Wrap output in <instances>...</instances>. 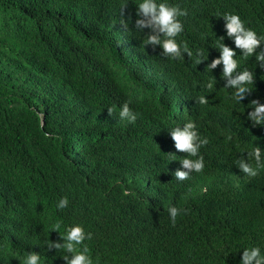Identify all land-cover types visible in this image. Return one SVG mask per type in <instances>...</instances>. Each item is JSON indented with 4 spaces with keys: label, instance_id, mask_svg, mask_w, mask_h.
Returning <instances> with one entry per match:
<instances>
[{
    "label": "trees",
    "instance_id": "trees-1",
    "mask_svg": "<svg viewBox=\"0 0 264 264\" xmlns=\"http://www.w3.org/2000/svg\"><path fill=\"white\" fill-rule=\"evenodd\" d=\"M142 2L0 0V264H25L31 251L40 264H66L47 244L75 224L91 233L93 264H241L252 247L264 255V168L255 177L238 168L254 147L264 152V124L247 119L252 100L264 104V68L235 47L222 18L238 15L264 37V0H156L187 13L176 40L193 55L179 59L145 45L149 29L135 28ZM220 37L237 71L253 72L240 102L223 64L207 67ZM197 51L207 58L198 65ZM126 101L135 122L120 118ZM189 121L208 141L205 167L180 181L187 154L170 131ZM171 206L181 209L174 225Z\"/></svg>",
    "mask_w": 264,
    "mask_h": 264
},
{
    "label": "clouds",
    "instance_id": "clouds-1",
    "mask_svg": "<svg viewBox=\"0 0 264 264\" xmlns=\"http://www.w3.org/2000/svg\"><path fill=\"white\" fill-rule=\"evenodd\" d=\"M127 4L123 5L120 10V26L127 30L129 27L130 17H125V8ZM187 13L182 11L178 6H170L166 2L157 3L156 0H143L137 8V19L135 20V28L139 31L149 29L145 45H151L153 48L159 45L163 51L162 55L179 59L182 58L183 53L187 56L193 55L192 51L184 43L182 46L176 40V37L183 31V25L178 20V17L184 16ZM225 20V28L227 35L234 40L235 47L241 50L245 57L255 55L257 62H260V67L264 68V50L256 52L255 50L260 46L264 37L257 36L256 32L244 26V22L238 15L225 14L222 17ZM221 43L220 56L218 59H213L207 65L211 70L217 65L223 64V78L227 81L224 87L235 89L234 98L240 102L244 100L247 94H250L253 89L248 87L254 84L253 72L244 69L237 71L239 64L234 58L235 51L225 46L222 43L223 37L219 38ZM196 65L202 63L203 53L197 51ZM207 87L211 89L213 83L209 82ZM199 103L207 104L208 100L201 96ZM130 101H126L121 106L119 113L121 119H127L129 122H135L137 114H135L129 107ZM251 104L254 110L248 113L247 119L252 121L254 125L264 124V104H260L257 100H252ZM113 109L108 108V114L111 116ZM171 139L174 141L175 149L178 152L187 154L186 157L179 161L183 170H176L174 176L176 179L183 181L189 178L190 173H200L204 170V157L200 155V148L208 143L207 139H201L196 131L195 123L189 121L183 127H175L170 131ZM170 156H175L173 153H167ZM264 152L259 147H254L252 152L247 153V158H241L238 161V168L242 173L249 177H255L259 174V170L264 168ZM193 157V158H189ZM174 160V159H173ZM170 160V161H173ZM252 160L255 161L253 166ZM68 199L61 198L57 204L58 209H64L68 206ZM171 222L173 225L176 222L177 216L181 209L171 206L168 209ZM61 223L57 222L53 225V231L58 232L61 228ZM92 238L91 233H85L84 228L80 224L68 226L66 228V235L61 237L63 243L53 242L48 240L47 247L49 249L64 250L68 255L63 257L66 264H93L90 249L84 244L85 240ZM83 245V247H78ZM25 264H40V255L36 252H29ZM241 264H264V255H261L259 247L246 248L243 250L241 256Z\"/></svg>",
    "mask_w": 264,
    "mask_h": 264
}]
</instances>
